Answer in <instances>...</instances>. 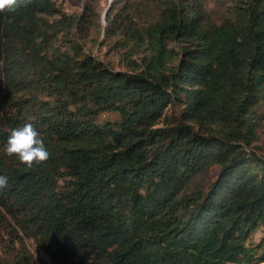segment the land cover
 Wrapping results in <instances>:
<instances>
[{"label":"trees","instance_id":"16d2710c","mask_svg":"<svg viewBox=\"0 0 264 264\" xmlns=\"http://www.w3.org/2000/svg\"><path fill=\"white\" fill-rule=\"evenodd\" d=\"M213 1L0 11V264H264V0Z\"/></svg>","mask_w":264,"mask_h":264},{"label":"clouds","instance_id":"9594fccd","mask_svg":"<svg viewBox=\"0 0 264 264\" xmlns=\"http://www.w3.org/2000/svg\"><path fill=\"white\" fill-rule=\"evenodd\" d=\"M23 0H0V11H14ZM6 154L16 157L20 164L31 168L34 164H43L50 158V152L44 140L32 124L12 129L6 141ZM8 188V177L0 175V193Z\"/></svg>","mask_w":264,"mask_h":264},{"label":"rangeland","instance_id":"374dc122","mask_svg":"<svg viewBox=\"0 0 264 264\" xmlns=\"http://www.w3.org/2000/svg\"><path fill=\"white\" fill-rule=\"evenodd\" d=\"M57 6L60 7V9L65 12L66 14H72V13H79L82 9V4L79 2V0H53ZM111 0H99L98 8L99 10H105ZM229 0H214L210 4V10L214 12L213 18H217V16H220V13L222 10L227 6ZM100 40H103L102 37ZM93 53L97 55V57L104 61H112L114 65H117L116 57L113 56V53L109 52L107 46H103L100 49L93 48ZM118 70H120L118 68ZM118 116L116 114H111V113H104L100 115L98 121L101 123L102 121L106 120H116ZM259 146L261 147V152L264 154V131H262L261 134V140L259 142ZM217 172V169H213L210 173V177L207 179V181L204 183L205 185L209 183L212 180V176L215 175ZM262 236L261 230L257 231L255 234L252 235L250 238V243L252 244H257ZM27 245L29 246L31 253L33 254V257L35 259L36 264H43L44 262H47V258L39 252L31 242L27 241ZM48 264V263H47Z\"/></svg>","mask_w":264,"mask_h":264},{"label":"water","instance_id":"95a60500","mask_svg":"<svg viewBox=\"0 0 264 264\" xmlns=\"http://www.w3.org/2000/svg\"><path fill=\"white\" fill-rule=\"evenodd\" d=\"M111 1H112V0H111ZM111 1H110V2H111ZM109 4H110V3H109ZM108 6H109V5H108ZM107 8H108V7H107ZM107 8H106L105 10H107Z\"/></svg>","mask_w":264,"mask_h":264}]
</instances>
